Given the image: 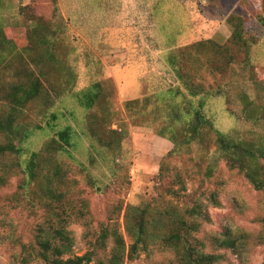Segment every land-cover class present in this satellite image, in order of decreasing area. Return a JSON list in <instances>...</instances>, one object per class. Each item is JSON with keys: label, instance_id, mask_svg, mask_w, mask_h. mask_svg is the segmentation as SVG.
<instances>
[{"label": "trees", "instance_id": "trees-1", "mask_svg": "<svg viewBox=\"0 0 264 264\" xmlns=\"http://www.w3.org/2000/svg\"><path fill=\"white\" fill-rule=\"evenodd\" d=\"M50 2L57 0H35ZM55 13L56 8H52ZM264 12V3H263ZM258 20L264 28V16ZM232 27L224 42L215 39H200L179 47L167 58L178 84L151 95L126 100L124 105L134 124L157 123L155 132L169 139L173 148L162 157L158 174L161 192L156 198L140 205L118 204L117 214L124 213L126 234L115 224L102 222L90 229L88 216L90 203L81 196L76 179L69 177L72 167L61 158L66 154L84 173V179L95 192L104 193L106 185L89 171L74 151L82 135L91 138L90 166L95 167L97 158L104 150L120 145L123 135L112 127L115 111L107 93L106 82L91 83L80 91H73L79 104L86 110V131L69 121L70 112L63 114L50 111L62 92L73 90L76 73L71 64H63L56 57L54 43L49 33H43L47 23L37 20L29 38L18 46L12 40L9 29L0 27V69L5 68L11 56L19 57L21 65L7 66L16 70L15 75L24 78L0 87V189L8 187L14 176L22 174L18 190L6 195L15 206L34 214L41 213L42 221L33 229L27 241L15 238L14 248L21 264H125L141 252L157 249L175 254L171 264H215L220 255L208 250V246L235 248L237 239L230 236L208 239L199 235L200 217L204 212V198L219 205L217 191L208 187L202 191H189L187 177L195 178L197 168L173 166V160L188 156L198 147L207 166L202 170V183H214L217 169L210 164L212 152L217 151L230 170H235L260 191L264 198V135L250 139L236 138L216 126L214 119L205 111L207 98L221 92L226 75L236 63H244L254 86V97L247 91H239L233 100L230 91L224 89L228 104L238 106L229 109L232 116L249 121L264 120V79H260L252 63L251 51L257 37L250 34L246 19L232 13L228 19ZM42 29V30H41ZM28 36V34L26 35ZM28 43L23 45V43ZM9 51L10 56L6 54ZM13 57V58H14ZM65 61V60H64ZM62 73L60 83L50 78V73ZM64 82L66 86L62 87ZM30 112H38L44 125L25 123ZM47 131L51 137L39 150L28 153L24 147L35 130ZM96 159V160H95ZM201 166L200 162H192ZM197 172V173H196ZM179 185L175 188V185ZM83 221L92 247L86 253H74L75 240L69 225ZM261 243H264V216L261 218ZM246 233H242L241 240ZM112 239L113 246H109ZM207 240V241H206ZM103 253V256L98 254Z\"/></svg>", "mask_w": 264, "mask_h": 264}, {"label": "rangeland", "instance_id": "rangeland-1", "mask_svg": "<svg viewBox=\"0 0 264 264\" xmlns=\"http://www.w3.org/2000/svg\"><path fill=\"white\" fill-rule=\"evenodd\" d=\"M264 0H57L50 2L35 0H0V27L9 29L12 40L22 46L20 41L29 38L37 20L47 23L43 33H49L54 43L56 57L75 70L73 90L62 92L50 111L70 112L69 121L82 131H86L84 119L86 110L73 91H80L95 81L106 82L107 93L111 98L115 121L114 129L120 131L123 140L111 150H104L103 157L90 166L91 138L82 135L74 151L76 157L87 164L89 171L106 185L104 193L95 192L66 154L61 157L69 163L72 170L69 177L76 179L81 196L88 199L90 229L102 222L115 224L126 234L124 213L117 214L118 204L140 205L156 198L161 192L158 184L162 157L167 155L174 144L155 132L157 123L147 121L145 125L134 124L125 108V101L151 95L162 89L178 84L175 73L169 67L167 58L179 47L200 39L226 41L232 32L227 19L232 13L243 16L247 21L249 33L257 37L253 45L252 63L260 79H264V28L258 20L264 16ZM52 8H56L53 13ZM42 30V29H41ZM28 34V36H26ZM28 43H23L27 45ZM10 56L9 51L6 52ZM11 56L9 65H21L19 57ZM65 60V61H64ZM0 69V87L23 79L16 76V70ZM250 69L244 63H236L226 75L223 88L230 91L237 100L239 91H247L254 97V86L249 78ZM59 77L51 70L50 78L60 83ZM62 87L66 86L64 82ZM224 89L207 98L205 111L214 119L217 127L236 138L250 139L264 135V120L249 121L236 118L228 104ZM238 101V100H237ZM25 123L44 125V117L38 112H30ZM51 137L47 131L35 130L24 147L30 152L39 150ZM193 159L185 156L173 160L172 165L179 168H197L198 172L207 166L199 148L192 153ZM200 162L201 166H193ZM210 164L217 169V178L202 183V174L197 173L187 179L189 191H204L207 187L217 191L219 205L204 198L203 210L207 218L200 217V236L208 239L215 236L224 239L228 236L237 239L235 248L208 246V250L221 257L215 264H264V243H261V218L264 216V198L243 175L230 170L217 151L212 152ZM22 174L14 176L8 187L0 189V264H21L16 256L18 248L12 241L20 238L27 241L33 229L42 221L41 213L34 214L15 206L6 195L18 190ZM178 188L179 185H175ZM69 229L74 236V253L82 255L92 247L87 237L83 221H73ZM242 233H246L241 240ZM207 241V240H206ZM109 246H113L112 239ZM103 256L100 252L96 258ZM175 254L169 251L150 249L141 252L125 264H171ZM96 260H94L95 262ZM92 262V264H94ZM41 264V263H39Z\"/></svg>", "mask_w": 264, "mask_h": 264}]
</instances>
